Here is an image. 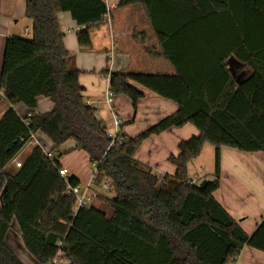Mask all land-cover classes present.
<instances>
[{"label":"trees","instance_id":"obj_1","mask_svg":"<svg viewBox=\"0 0 264 264\" xmlns=\"http://www.w3.org/2000/svg\"><path fill=\"white\" fill-rule=\"evenodd\" d=\"M24 1L31 36L5 40L0 69L8 104L0 117V264H23L5 245L13 223L36 264H53L59 253L69 264H231L244 247L264 253V218L247 236L212 196L219 187L221 147L264 155V0H241L238 26L224 0H120L118 7L143 9L175 75L105 69L109 92L128 98L134 111L143 98L139 87L177 110L137 137L120 134L121 144L109 149L106 127L84 102L80 71L57 21V14L69 13L84 28L76 34L79 48H89V29L104 20L106 3ZM253 36L260 37L258 44ZM230 62L251 75L236 84ZM38 97L50 100V112H36ZM17 104L27 108L23 118L12 108ZM186 124L198 136L169 157L173 175L158 178L134 159L143 140ZM37 132L52 142L51 153L73 141L72 151L84 153L95 168L93 185L110 182L113 198L101 197L108 214L92 205L74 211L75 197L67 191L79 186L77 179L61 178L58 160L39 146L20 155ZM206 144L214 148V171L198 189L187 177V164ZM17 157L20 168L13 163ZM92 194V200L99 196Z\"/></svg>","mask_w":264,"mask_h":264},{"label":"crops","instance_id":"obj_2","mask_svg":"<svg viewBox=\"0 0 264 264\" xmlns=\"http://www.w3.org/2000/svg\"><path fill=\"white\" fill-rule=\"evenodd\" d=\"M119 1L108 0L106 5L109 8L104 20L89 29L91 44L86 49H80L76 40L77 32L84 28L78 27L69 13L57 14V21L64 34V47L73 57V66L80 71L78 82L84 89V102L96 110L95 117L104 123L107 133L112 130L113 113L122 121L121 135L132 139L161 119L175 113L177 106L139 87L143 98L137 103L134 111L129 99L122 95L114 96L111 106H108L105 103L108 79L104 78L101 72L107 69L109 73L174 76L175 71L163 57L143 9L139 5L118 7ZM224 3L226 4L224 11L235 19V24L238 26L241 0H224ZM112 5L116 7L111 9ZM20 23L25 25V32L22 35L17 28ZM28 26L30 23L25 18L24 0H0V69L5 40L10 37L30 38L31 30ZM253 31L254 27L251 26L254 35ZM74 32L76 34L73 35ZM259 38L253 36L252 40L254 39V43L258 44ZM261 41H264V37ZM228 68L236 84L251 75V70L243 65L230 62ZM7 107L8 104L0 92V117ZM52 107L49 99L43 97L36 99L38 114H46L52 110ZM12 108L19 118L27 114V108L23 104H17ZM196 136L198 131L189 124L181 128H171L158 135H151L141 142L134 159L150 168L158 178L171 176L175 172V167L168 161L169 157H177L179 144ZM68 142L61 145L56 153H51L54 147L52 142L37 132L20 155L34 146H39L43 153L51 155V160H58L61 169L67 170V177L76 178L78 187L83 188L92 178V166L84 153L72 151L75 147L74 142ZM204 146L199 156L187 164V177L195 183L208 181L212 174L210 168L207 172L204 171L203 163L200 161ZM77 158H79L78 163ZM212 196L238 224L243 233L250 236L264 218V155L261 152L242 153L221 147L219 187ZM95 201L96 199L93 198L92 202ZM91 205L98 208L94 204ZM233 264H264V253L244 247Z\"/></svg>","mask_w":264,"mask_h":264},{"label":"rangeland","instance_id":"obj_3","mask_svg":"<svg viewBox=\"0 0 264 264\" xmlns=\"http://www.w3.org/2000/svg\"><path fill=\"white\" fill-rule=\"evenodd\" d=\"M28 22V21H27ZM25 25H22L21 23L18 24L17 28L19 29V34H24L25 30H24ZM30 27V26H28ZM30 29V28H29ZM27 34V32H26ZM30 34V31H29ZM76 34V32L73 33V35ZM71 143V142H68ZM204 151L201 154V160L203 163V168L204 171L207 172V169L210 168L211 172L213 173L214 171V148L208 144H206L204 146ZM207 150L209 152H207ZM209 153V155H208ZM82 157V156H81ZM18 160H20L18 158ZM79 158H77V163H78ZM88 171L90 172V167L88 168ZM199 178V177H196ZM106 185V189H102V186ZM198 185V183H197ZM93 188L96 195H99L97 198L94 197V199H96V201L93 203L91 202V204L96 205L99 209L107 212L108 214V210L106 209L104 203L102 202L101 197H107V198H113L114 196V192L113 189L111 188L110 182L108 180H103V182L100 185H93ZM90 196V194H88ZM93 201V200H92ZM5 245L12 251L14 252V254L17 256V258L19 260H21L22 262L26 263V264H33V260L32 258L27 254V252L24 250V247L22 245V242L20 240L19 237V233H18V229L17 226L15 225V223H13L11 225V229L8 232L7 236H6V240H5ZM33 261V262H32ZM36 264V262H34ZM53 264H69L64 258L63 256L59 253L57 258L55 259Z\"/></svg>","mask_w":264,"mask_h":264},{"label":"built area","instance_id":"obj_4","mask_svg":"<svg viewBox=\"0 0 264 264\" xmlns=\"http://www.w3.org/2000/svg\"><path fill=\"white\" fill-rule=\"evenodd\" d=\"M103 1L105 3L108 2V0H103ZM115 7L116 6L112 5L110 8L114 9ZM112 101H113V96L108 90L107 95H106V99H105V103L108 106H111ZM121 125H122L121 119L118 118L116 115H114L112 113V130L107 133L109 139L111 140V144L109 145L108 149L112 146V144H115V145H120L121 144V141H120V138H119V135L121 134L120 133ZM33 135L34 134H31V139L33 138ZM31 139H30V141H31ZM44 155L48 159L51 160V155L49 153H44ZM13 163L15 165V168H20V161L18 160V158H16L13 161ZM92 171H93V173H92V178H93V175L95 173L94 166L92 167ZM58 174L63 179L67 178V170L66 169H59L58 170ZM92 178H91L90 182H88L83 188H80V187H69L68 188L67 193L69 195L74 196L75 200H76L74 211H77L79 208H86V207L91 205L92 196H93L92 191H96L93 188ZM191 184H193V185L196 184L197 185V183H195V182H191ZM106 188H107L106 185L102 186V189H106ZM88 194H90V196ZM233 263H234V261L231 264H233Z\"/></svg>","mask_w":264,"mask_h":264},{"label":"water","instance_id":"obj_5","mask_svg":"<svg viewBox=\"0 0 264 264\" xmlns=\"http://www.w3.org/2000/svg\"><path fill=\"white\" fill-rule=\"evenodd\" d=\"M232 77H233V75H232ZM206 183H207L206 180L201 181V182L199 183V185H198V189H203L204 186L206 185ZM4 191H5V188L3 189V192H4Z\"/></svg>","mask_w":264,"mask_h":264}]
</instances>
